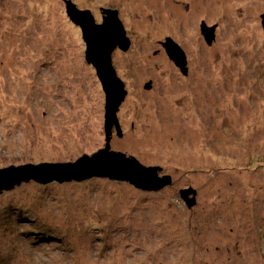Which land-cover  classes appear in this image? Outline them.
Here are the masks:
<instances>
[{
    "label": "rangeland",
    "instance_id": "1",
    "mask_svg": "<svg viewBox=\"0 0 264 264\" xmlns=\"http://www.w3.org/2000/svg\"><path fill=\"white\" fill-rule=\"evenodd\" d=\"M66 1L98 23L117 10L131 44L111 55L127 90L111 149L172 183L21 182L0 193V227L9 200L37 197L35 214L65 242L32 243L15 221L0 228V264H264V0H0V168L72 162L105 144L104 93ZM202 22L216 25L210 44Z\"/></svg>",
    "mask_w": 264,
    "mask_h": 264
},
{
    "label": "water",
    "instance_id": "2",
    "mask_svg": "<svg viewBox=\"0 0 264 264\" xmlns=\"http://www.w3.org/2000/svg\"><path fill=\"white\" fill-rule=\"evenodd\" d=\"M66 6L72 22L81 28L86 48L85 60L95 69L104 93L105 144L92 154H83L72 162L11 164L1 167L0 193L30 180L45 184L52 181L80 182L91 178L125 181L143 191H159L172 183L170 175H160L162 167L147 166L132 155L111 149L110 145L113 128L118 136L122 135L117 113L127 95L125 83L117 75L111 55L116 48L127 51L131 44L117 10L102 9V22L96 23L89 10L77 9L70 1H66ZM261 19L264 28V14ZM215 29L216 25L201 23V34L208 44L215 38ZM161 45L167 57L186 75L187 57L183 48L171 37H166ZM150 87V82L145 84L146 89ZM179 194L188 207L195 204L196 190L193 187L183 188Z\"/></svg>",
    "mask_w": 264,
    "mask_h": 264
},
{
    "label": "trees",
    "instance_id": "3",
    "mask_svg": "<svg viewBox=\"0 0 264 264\" xmlns=\"http://www.w3.org/2000/svg\"><path fill=\"white\" fill-rule=\"evenodd\" d=\"M15 197H16L14 201L15 203L13 202V200H9L7 202L8 206L5 205L1 211V214L3 216L4 226L2 225L0 228H2L3 231H5L6 229L8 230L11 227H14L16 221L18 226L19 225L21 226V230L25 231L27 235H29V238L32 243L34 242L36 243L39 241L40 242L49 241V240L55 241L59 239L60 240L58 241L59 245L60 243L63 244L64 240L62 239V236L65 234L60 233L58 231V227L52 225V222H50L49 220H45L35 214L34 208L36 207L34 206V203L37 204V200H36L37 197L34 198L32 196L33 200L28 196H24L27 198V200H25L24 197L23 198L17 196Z\"/></svg>",
    "mask_w": 264,
    "mask_h": 264
},
{
    "label": "flooded vegetation",
    "instance_id": "4",
    "mask_svg": "<svg viewBox=\"0 0 264 264\" xmlns=\"http://www.w3.org/2000/svg\"><path fill=\"white\" fill-rule=\"evenodd\" d=\"M110 9H111V8H110ZM101 22H102V16H101ZM101 22H99V23H101ZM96 23H98V22H96ZM91 66H92V65H91ZM92 67H93V66H92ZM181 189H182V188H181ZM181 189H180V190H181ZM195 189H196V188H195ZM184 202H185V201H184ZM185 203H186V202H185Z\"/></svg>",
    "mask_w": 264,
    "mask_h": 264
}]
</instances>
